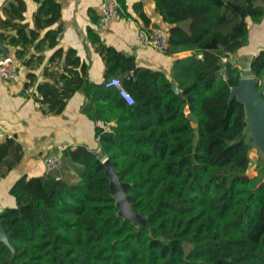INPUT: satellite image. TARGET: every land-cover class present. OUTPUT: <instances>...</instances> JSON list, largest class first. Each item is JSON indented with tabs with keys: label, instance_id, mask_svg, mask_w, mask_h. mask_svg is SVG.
Here are the masks:
<instances>
[{
	"label": "trees",
	"instance_id": "trees-1",
	"mask_svg": "<svg viewBox=\"0 0 264 264\" xmlns=\"http://www.w3.org/2000/svg\"><path fill=\"white\" fill-rule=\"evenodd\" d=\"M153 2L168 25L167 53L190 54L175 58L167 75L135 67L132 57L91 34L105 54L106 78L120 77L132 104L72 69L37 86L55 111L82 89L94 104L86 114L115 124L110 131L96 126V149L64 147L63 163L74 165L76 182L47 174L12 185L15 205L0 210L6 236L0 264H264V178L247 175L251 145L243 103L229 97L242 77L231 56L248 44L249 25L263 19L264 0ZM20 9L9 3L1 22L15 28L8 41L21 47L17 57H25L37 32L13 23ZM59 15L58 1L44 0L37 25ZM58 32L47 31L36 46L54 44ZM246 66L264 98V47ZM10 146L12 140L0 143V163ZM103 157L128 184L131 207L145 225L117 214Z\"/></svg>",
	"mask_w": 264,
	"mask_h": 264
},
{
	"label": "crops",
	"instance_id": "crops-1",
	"mask_svg": "<svg viewBox=\"0 0 264 264\" xmlns=\"http://www.w3.org/2000/svg\"><path fill=\"white\" fill-rule=\"evenodd\" d=\"M57 1L60 4L59 18L54 23L39 26L36 16L41 14L44 0H0V51L13 55L17 63L15 79L0 77V128L3 132L0 143L12 140V146L0 163V210L15 205L10 189L21 178L50 174L70 183L78 180L74 165L69 163L64 162L60 168L49 173L45 170L44 157L57 147L97 148V124L85 112L87 105L94 104L82 89L71 92L60 111L51 110L37 91L39 84L52 83L54 78L58 79L60 72L67 69L76 70L91 83L100 84L107 79L105 54L93 42L91 34L97 36L104 47H113L132 57L135 67L162 70L167 75H170L175 58L190 54L189 51L170 54L166 50L138 44V27H162L167 30L168 25L156 12L153 0H125L121 11L112 17L105 30L98 28L101 0ZM9 3L19 9L22 6V17H13V23L24 25L27 32H37L25 57H17L15 52L21 47L8 41L7 36L16 34L15 28L1 22L9 16L4 10ZM141 13L148 19L147 25L140 17ZM49 30L59 31L56 42L50 44L46 41L42 47H37L36 44ZM262 47L264 17L260 22L249 25L248 44L231 58H235L233 62L239 66L249 64L252 56ZM29 56H32L31 61L27 63L25 58ZM52 73H55L54 77Z\"/></svg>",
	"mask_w": 264,
	"mask_h": 264
},
{
	"label": "water",
	"instance_id": "water-1",
	"mask_svg": "<svg viewBox=\"0 0 264 264\" xmlns=\"http://www.w3.org/2000/svg\"><path fill=\"white\" fill-rule=\"evenodd\" d=\"M254 57L255 56H252L251 61L254 59ZM226 65L228 67L230 66L228 61H226ZM259 84V80L253 75L246 78L241 77L238 85L231 88L229 97H235L239 102L243 103L245 120L247 124L245 133L248 135L249 132L252 141H260L261 146L264 147V98L263 88L258 89ZM187 116L193 121V126L196 127L197 120L193 114L189 112ZM102 163L105 167V174L109 179L111 195L115 199V205L118 208L117 214L124 219H129L135 225L138 224L137 226L145 225V218L144 220L139 219V223L136 222L138 218H136L134 214L136 212L131 207V197L126 193L128 184L120 180L118 172L112 168L108 157H106V161L102 159ZM120 201H123V204H121ZM120 208H123V210L126 212L128 211L130 215L128 214L129 216H125L120 214ZM132 218H134L136 221ZM0 240L6 242V236L1 225Z\"/></svg>",
	"mask_w": 264,
	"mask_h": 264
},
{
	"label": "built area",
	"instance_id": "built-area-1",
	"mask_svg": "<svg viewBox=\"0 0 264 264\" xmlns=\"http://www.w3.org/2000/svg\"><path fill=\"white\" fill-rule=\"evenodd\" d=\"M121 10L118 0H101V15L98 21V28L105 30L115 15ZM136 40L142 47H151L157 50H165L168 46V32L162 27H138L136 30ZM17 75V63L13 55L4 54L0 51V77L4 80H13ZM105 87H113L117 90L118 95L130 105L134 102V98L131 93L124 87L122 80L118 76H111L104 81ZM98 127L105 131H110L114 125V121L105 122L102 120L96 121ZM3 135L0 128V137ZM63 149L59 146L44 159V166L47 172H52L60 168L63 164Z\"/></svg>",
	"mask_w": 264,
	"mask_h": 264
},
{
	"label": "rangeland",
	"instance_id": "rangeland-1",
	"mask_svg": "<svg viewBox=\"0 0 264 264\" xmlns=\"http://www.w3.org/2000/svg\"><path fill=\"white\" fill-rule=\"evenodd\" d=\"M232 60L235 61V58L234 59L232 58ZM242 65H243L242 69H241L242 70L241 71L242 77L246 78V77L252 76L250 71L248 70V67L246 66L248 64L242 63ZM192 125H193V121H192ZM250 137L251 136L248 132L247 139L249 140V143L251 145V151H250V166H249L247 175L249 177H252V176L256 175L257 173H259V175L264 178V147H262L261 144H259L257 141H252V138H250ZM120 214L125 215V216L130 215V213H128V211L126 212L125 210H123V208H120ZM134 214H135L136 218H138V219H137V221L134 218H132V219H134L136 222H138L139 219L144 220V217H142L136 213H134Z\"/></svg>",
	"mask_w": 264,
	"mask_h": 264
},
{
	"label": "bare ground",
	"instance_id": "bare-ground-1",
	"mask_svg": "<svg viewBox=\"0 0 264 264\" xmlns=\"http://www.w3.org/2000/svg\"><path fill=\"white\" fill-rule=\"evenodd\" d=\"M257 142H258L259 144H261L260 141H257ZM104 161H106V158L104 159ZM120 203L123 204V201H122V202L120 201Z\"/></svg>",
	"mask_w": 264,
	"mask_h": 264
}]
</instances>
